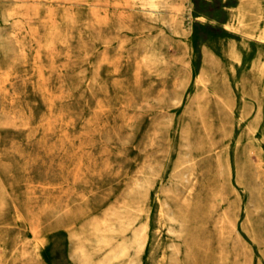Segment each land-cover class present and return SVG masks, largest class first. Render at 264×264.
<instances>
[{"label": "rangeland", "instance_id": "374dc122", "mask_svg": "<svg viewBox=\"0 0 264 264\" xmlns=\"http://www.w3.org/2000/svg\"><path fill=\"white\" fill-rule=\"evenodd\" d=\"M177 254L264 264V0H0V264Z\"/></svg>", "mask_w": 264, "mask_h": 264}, {"label": "bare ground", "instance_id": "6f19581e", "mask_svg": "<svg viewBox=\"0 0 264 264\" xmlns=\"http://www.w3.org/2000/svg\"><path fill=\"white\" fill-rule=\"evenodd\" d=\"M164 10V9H163ZM171 47V46H170ZM173 50V49H172ZM104 264H107L106 262H104ZM166 264H179V255H173L171 258H170V261L169 263H166Z\"/></svg>", "mask_w": 264, "mask_h": 264}]
</instances>
